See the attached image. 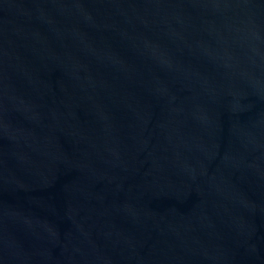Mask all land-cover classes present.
Instances as JSON below:
<instances>
[{
    "label": "water",
    "instance_id": "95a60500",
    "mask_svg": "<svg viewBox=\"0 0 264 264\" xmlns=\"http://www.w3.org/2000/svg\"><path fill=\"white\" fill-rule=\"evenodd\" d=\"M0 264H264V0H0Z\"/></svg>",
    "mask_w": 264,
    "mask_h": 264
}]
</instances>
